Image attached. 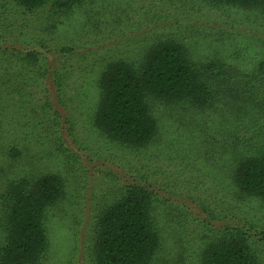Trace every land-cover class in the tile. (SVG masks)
<instances>
[{
  "label": "trees",
  "instance_id": "obj_1",
  "mask_svg": "<svg viewBox=\"0 0 264 264\" xmlns=\"http://www.w3.org/2000/svg\"><path fill=\"white\" fill-rule=\"evenodd\" d=\"M146 1L0 0V264H45L65 174L87 188L92 163L110 193L81 209L89 264H264V57L203 24L264 13V0ZM76 16L82 32L59 39ZM209 41L215 54L196 50ZM176 111L199 145L180 148L166 175L153 168L165 155L159 114ZM39 119L46 135L33 139ZM80 124L124 154L87 150ZM19 126L32 135L17 138ZM37 142L60 171L31 153ZM252 202L257 224L244 216Z\"/></svg>",
  "mask_w": 264,
  "mask_h": 264
},
{
  "label": "rangeland",
  "instance_id": "obj_2",
  "mask_svg": "<svg viewBox=\"0 0 264 264\" xmlns=\"http://www.w3.org/2000/svg\"><path fill=\"white\" fill-rule=\"evenodd\" d=\"M151 1L152 0H147V5L150 4ZM206 15L207 13H205L203 17ZM232 15L233 19L236 18V23L229 24L228 21V24L223 26V21H211L212 17H207L205 20H203V24H206L207 26L209 25L210 28H213L215 26V28H217V30L219 31V34L221 30V35L224 39H228L229 42L236 46L241 45L243 49V55L248 59L255 61L264 57V13H260L256 10L246 9L238 12V16H236L235 14ZM83 20H85L84 17ZM76 21L77 16L73 20V22L65 24L60 28L58 32V36L60 37L59 39H61L62 37L66 38V40L68 41H71L76 37L77 33L80 34L82 32V30H80L81 26H79L80 22L74 24ZM139 33L135 32L134 34L136 35ZM211 33L214 35L215 33H217V31L214 30ZM212 43L213 42L210 43V41L207 42V48L205 49L197 48L199 47V44H194V48H197L196 50L201 51L205 54H215L216 52L214 51L220 49V44L216 42H214L213 44ZM108 44L109 43H106L102 46H106ZM96 95V89L89 90V97H87V101L82 105V111L86 110L88 107L91 109V105L95 103L94 100L96 98ZM159 117L161 137H158V143L156 144V146L160 150H163L165 155L162 157L161 162L158 163L159 165L154 166L153 168L156 167L159 172L166 173L167 175L175 173L177 170L175 164H180L179 159L176 158L177 151H179L178 154L181 155L180 148H182L183 151H187L189 148H197L196 146L199 145V139H197L195 135H191L192 129L190 127L193 126V119H189L187 117L183 119L184 113L180 111H176L171 114L169 112H164L160 113ZM41 123L42 121H40L39 119L35 123V125H37L36 127L29 128L30 131L32 129L34 130L33 139H41V136L46 135V133L43 132L42 126L40 125ZM13 130L16 131L17 138L19 139H24V137L32 135H26V129L21 128V126H19L17 130H15V128ZM60 133L61 135L65 136L62 128L60 129ZM241 135L245 136V133L241 132ZM77 137L81 139V143H83V146L87 150L89 148L93 150V153L100 152L99 154L105 155L114 153L115 155L119 156L121 154H124V152L122 153V151H117L113 146L95 137L87 130L86 127H84L83 124H80V126L78 127ZM47 138H49L48 135ZM27 142L30 141L27 139ZM31 149V153L38 155V158L40 159L39 163H45L48 169L54 171L61 170V157L60 159L49 157L46 162L42 159L43 156H48V154H46V151L49 149L48 147L43 146L42 144H40V142H37L33 143ZM76 149L77 148H75V150ZM172 158L176 161L172 160L171 162ZM138 163L139 161L136 162V165H138ZM105 167H107V165H105ZM88 168L89 170H91L92 174H94V182L91 186L88 185L87 188H83L79 180H77L78 184H76V181L72 179L70 174H65V176H67V179L71 178V180L68 182V196L63 204L55 207L51 211V214L49 213L47 231L49 236L50 249L45 264H89V258H87L85 255V251L88 245V232L85 230V220L87 219V215L85 211L81 212V209H84L85 206L90 208L92 201L95 205L100 194H109L110 191L108 189V181H101L103 177V169L99 170L98 173V167L93 163L90 164ZM183 174H185L184 177L189 176L185 172ZM92 195L94 196L91 197ZM89 197L91 198L90 200ZM248 206L249 209L246 210L244 216H246V218L251 221H255V223L257 224L262 216V210L260 206L255 202H252ZM241 224L245 226L243 221H241ZM257 230H259L257 232H260V235H258L256 238L258 240L260 238H264L263 228H259ZM168 247H171L169 243Z\"/></svg>",
  "mask_w": 264,
  "mask_h": 264
}]
</instances>
